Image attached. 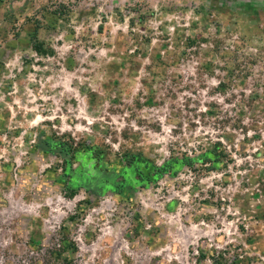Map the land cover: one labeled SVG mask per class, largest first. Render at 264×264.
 Returning a JSON list of instances; mask_svg holds the SVG:
<instances>
[{
	"label": "rangeland",
	"instance_id": "obj_1",
	"mask_svg": "<svg viewBox=\"0 0 264 264\" xmlns=\"http://www.w3.org/2000/svg\"><path fill=\"white\" fill-rule=\"evenodd\" d=\"M0 264H264V0H0Z\"/></svg>",
	"mask_w": 264,
	"mask_h": 264
},
{
	"label": "trees",
	"instance_id": "obj_2",
	"mask_svg": "<svg viewBox=\"0 0 264 264\" xmlns=\"http://www.w3.org/2000/svg\"><path fill=\"white\" fill-rule=\"evenodd\" d=\"M57 149L65 154L70 153L72 157H75L77 152L80 151L78 144H70L67 141H60ZM222 155V151L216 148L207 151L201 159L190 156L188 154H185L183 157H172L163 166L156 165L153 161L145 159L141 154H139L136 158L127 159V162L130 165H137V170L140 172V177L150 182L161 177L165 173H170L171 175L177 176L185 166L190 167L194 170H217L220 167ZM198 163H201V165H199Z\"/></svg>",
	"mask_w": 264,
	"mask_h": 264
}]
</instances>
